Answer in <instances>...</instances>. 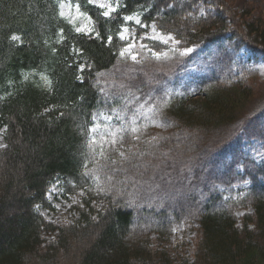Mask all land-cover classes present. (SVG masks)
Returning <instances> with one entry per match:
<instances>
[{
    "label": "trees",
    "instance_id": "16d2710c",
    "mask_svg": "<svg viewBox=\"0 0 264 264\" xmlns=\"http://www.w3.org/2000/svg\"><path fill=\"white\" fill-rule=\"evenodd\" d=\"M60 1L0 0V264H264V168L239 150L244 138L264 143V99L250 109L243 80H198L193 54L136 64L120 56L124 26L142 37L154 24L182 48L217 46L221 70L231 72L243 46L264 56L261 10L250 18L251 9L238 13L227 0H113L105 16L88 0H68L90 19L85 33L61 15ZM134 14L140 25L127 22ZM172 83L180 94L133 132L131 108ZM103 116L114 123L97 144ZM246 181L242 203L253 211L238 224L219 188ZM57 184L82 195L68 223L40 212L52 208ZM181 187L189 210L170 200ZM185 217L198 219L201 233L193 254L174 260L153 242Z\"/></svg>",
    "mask_w": 264,
    "mask_h": 264
},
{
    "label": "rangeland",
    "instance_id": "374dc122",
    "mask_svg": "<svg viewBox=\"0 0 264 264\" xmlns=\"http://www.w3.org/2000/svg\"><path fill=\"white\" fill-rule=\"evenodd\" d=\"M232 7L238 11V13H245L247 10L251 9L250 18H255L259 14L260 10L264 14V0H227ZM92 4L100 7L101 4L104 7H100L104 10L105 13L110 15L115 12L117 5L113 0H93ZM201 7V6H200ZM204 7H201L198 11L199 15L204 14ZM60 12L61 15L70 21L71 24L75 26V29H80L78 32L89 33L91 31V22L90 19L82 14L77 6L72 5L68 0L60 1ZM131 17V19H128ZM248 20L251 21V19ZM127 22L134 23L135 25H140L141 17L139 14H134L126 18ZM139 21V23H137ZM145 27V26H144ZM120 37L126 42V45L121 50V59L130 61L131 63H141L145 62L146 59L151 58L155 60H165L168 58H173L176 54L180 55H195L197 56V62L201 65L199 70L200 76L198 80H207L209 74L216 76L220 80H229L237 81L243 80L246 85V89L251 93V97L248 99L247 107L251 109L252 106L256 107L259 102L264 99V56L255 53L252 49L247 46L241 47L238 51L234 53L233 65L230 69L231 72L222 71L221 67L222 62H219L216 59V56L219 54V48L217 46H202V47H189L182 48L179 44V41L172 34H165L157 29L154 24H151L145 34L142 37H138L135 32L131 29L130 26H124L120 33ZM144 39H149L157 41L165 45L167 48L165 51H155L150 48ZM129 44L133 47L129 48ZM224 47H228V43H223ZM127 49V51H126ZM123 53V54H122ZM132 55H136L137 59L133 60ZM206 57V58H205ZM205 59L210 58V61H205ZM200 60V61H199ZM215 62V63H213ZM219 63V65H218ZM255 72L256 77L251 79L247 73ZM247 72V73H246ZM201 76H204L201 78ZM123 84H128L129 82L133 83V80H123ZM172 88H167L163 90V94H151L147 96L144 100L139 101L138 105L135 108H131L133 114L134 128H139V120L143 121V116L147 120L154 122L152 113L158 110H162V107L167 104L168 100H174L180 92H177L172 83ZM193 93V92H192ZM156 96V97H155ZM162 96V97H161ZM161 97V98H158ZM158 98V99H156ZM203 95H194L192 96L193 100H203ZM128 106L124 107V111L119 109L121 113H126ZM242 107V106H241ZM130 109V107H128ZM114 112V111H113ZM239 109L236 111V119L241 115L239 114ZM143 115V116H142ZM136 116H141V118H136ZM235 118V117H234ZM113 118L103 116L99 122L97 128L101 127V131L97 132L95 137H93V142L102 143L106 140V134L110 132L111 126L114 123ZM156 125V123H155ZM114 128V127H113ZM158 128V127H157ZM162 128V127H161ZM241 146L239 150L244 158H248L253 161L255 165L259 168H264V143L256 139L244 138L241 140ZM4 145L3 141V130L0 129V147ZM231 155L227 156L226 160L223 162L224 165L228 164L231 160ZM243 164L239 166V172L243 173ZM251 188L250 182L246 181L244 183H237L229 187H220L219 191L222 192L224 198L234 202L235 215L238 218V224L242 223V216L246 213L253 211L252 206L243 205L242 201L247 197L249 190ZM189 191L183 189H177L173 194V199L179 209L182 205L185 207V210L190 209L188 196ZM82 194V192H80ZM82 195H72L67 191L63 190L59 184L55 185L49 194V201L52 205V208L40 207V212L48 220L55 224L68 223L73 220L75 216L78 215V210L75 207L77 203L81 202ZM196 197L202 199L200 194L197 193ZM186 198V199H185ZM180 202V203H178ZM174 201L171 202L170 208H174ZM82 205V204H81ZM171 215V213H170ZM170 235L167 240H156L153 242L155 245L164 246L169 252L171 257L174 260L182 258L183 256H190L194 252L195 240L201 233L200 222L198 219H193V217H185L181 221L174 220L172 223ZM63 264H68L67 261H63Z\"/></svg>",
    "mask_w": 264,
    "mask_h": 264
},
{
    "label": "snow or ice",
    "instance_id": "6c2138e0",
    "mask_svg": "<svg viewBox=\"0 0 264 264\" xmlns=\"http://www.w3.org/2000/svg\"><path fill=\"white\" fill-rule=\"evenodd\" d=\"M88 2H89V3H92L93 0H88ZM100 7H104V5L101 4ZM104 15L107 16L108 13H104ZM128 19H131V17H129ZM137 23H139V21H137ZM77 31H80V29H77ZM13 39H19V38H18V37H13ZM131 47H133V45L129 44V48H131ZM126 51H127V49H126ZM122 54H123V53H122ZM131 58H132L133 60H136V59H137V56H136V55H132ZM81 70L83 71V69H81ZM106 118H107V117H106ZM133 123H134V122H133ZM94 131H95V130H94ZM121 131H123V129H121ZM132 131H133V132H136V131H138V129H137V128H133ZM112 135H115V133H112ZM121 141H122V137H121ZM112 143L115 144V143H117V141L113 140ZM121 155H123V153H121Z\"/></svg>",
    "mask_w": 264,
    "mask_h": 264
}]
</instances>
